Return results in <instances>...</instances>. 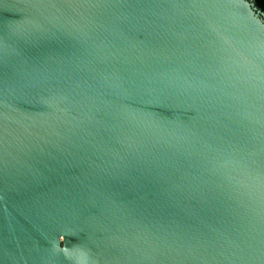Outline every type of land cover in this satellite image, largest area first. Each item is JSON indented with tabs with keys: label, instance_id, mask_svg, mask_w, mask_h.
<instances>
[{
	"label": "water",
	"instance_id": "95a60500",
	"mask_svg": "<svg viewBox=\"0 0 264 264\" xmlns=\"http://www.w3.org/2000/svg\"><path fill=\"white\" fill-rule=\"evenodd\" d=\"M0 264H264V12L0 0Z\"/></svg>",
	"mask_w": 264,
	"mask_h": 264
},
{
	"label": "trees",
	"instance_id": "16d2710c",
	"mask_svg": "<svg viewBox=\"0 0 264 264\" xmlns=\"http://www.w3.org/2000/svg\"><path fill=\"white\" fill-rule=\"evenodd\" d=\"M254 5L261 11L264 12V0H252Z\"/></svg>",
	"mask_w": 264,
	"mask_h": 264
}]
</instances>
